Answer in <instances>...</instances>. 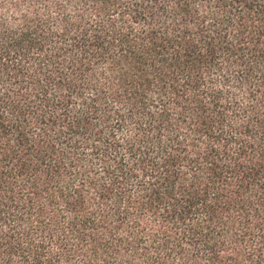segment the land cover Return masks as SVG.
Segmentation results:
<instances>
[{"label": "trees", "instance_id": "1", "mask_svg": "<svg viewBox=\"0 0 264 264\" xmlns=\"http://www.w3.org/2000/svg\"><path fill=\"white\" fill-rule=\"evenodd\" d=\"M0 264H264V0H0Z\"/></svg>", "mask_w": 264, "mask_h": 264}]
</instances>
